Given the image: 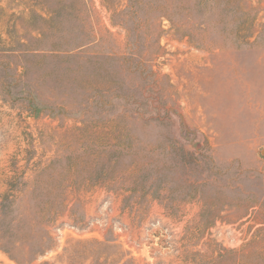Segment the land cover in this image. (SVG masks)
Returning <instances> with one entry per match:
<instances>
[{"label": "rangeland", "instance_id": "rangeland-1", "mask_svg": "<svg viewBox=\"0 0 264 264\" xmlns=\"http://www.w3.org/2000/svg\"><path fill=\"white\" fill-rule=\"evenodd\" d=\"M0 0V264H264V0Z\"/></svg>", "mask_w": 264, "mask_h": 264}, {"label": "trees", "instance_id": "trees-1", "mask_svg": "<svg viewBox=\"0 0 264 264\" xmlns=\"http://www.w3.org/2000/svg\"><path fill=\"white\" fill-rule=\"evenodd\" d=\"M197 0H163V13L162 17H166L169 19L171 23H173V19L176 18H186V20H190V16H192V5L195 4ZM207 0H198L197 6L201 8L204 4H206Z\"/></svg>", "mask_w": 264, "mask_h": 264}]
</instances>
